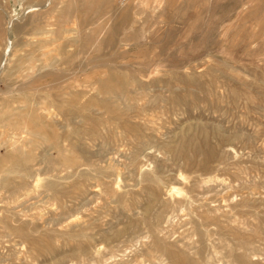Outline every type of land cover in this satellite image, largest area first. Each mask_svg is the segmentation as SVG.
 I'll use <instances>...</instances> for the list:
<instances>
[{
	"label": "rangeland",
	"instance_id": "obj_1",
	"mask_svg": "<svg viewBox=\"0 0 264 264\" xmlns=\"http://www.w3.org/2000/svg\"><path fill=\"white\" fill-rule=\"evenodd\" d=\"M75 1L0 0V264H264V0Z\"/></svg>",
	"mask_w": 264,
	"mask_h": 264
},
{
	"label": "bare ground",
	"instance_id": "obj_2",
	"mask_svg": "<svg viewBox=\"0 0 264 264\" xmlns=\"http://www.w3.org/2000/svg\"><path fill=\"white\" fill-rule=\"evenodd\" d=\"M72 1H74V2H72ZM129 1V0H128ZM69 3H70V1H68ZM76 1L75 0H71V4L72 3H75ZM79 2V1H78ZM77 3V2H76ZM80 4H78V7L77 6H75L76 8H74V7H71L72 9H73V11H74V9H75V12L77 11V12H79V11H81V10H79V9H77V8H79V6H81L82 7V11H83V14L85 15V16H87V18H88V16H90V17H95V16H97L98 14H99V5H97V0H81V2H79ZM66 5H67V3H66ZM75 5H77V4H75ZM101 6V5H100ZM66 8V7H65ZM67 9V8H66ZM79 10V11H78ZM76 12V13H77ZM114 12V11H113ZM79 13H81V12H79ZM81 15V14H80ZM137 15V14H136ZM138 16V15H137ZM83 17V16H82ZM92 20V19H91ZM127 20V14H125L124 13V15L122 16V21H126ZM68 30H70V29H68ZM71 31V33L72 32H77V34H75V35H78V31L77 30H75V31H72V30H70ZM80 31V30H79ZM85 31V30H84ZM94 31V30H93ZM115 32H116V29L113 27V28H110L108 31H107V35H106V39H104L103 41H105V42H107V45L109 44L110 45V47H114L115 45H116V43H115ZM132 32V31H131ZM92 33V32H91ZM134 33V32H133ZM70 34V33H69ZM73 34V33H72ZM94 34V33H93ZM135 34V33H134ZM97 35V34H96ZM79 36V35H78ZM66 38V37H65ZM96 38V37H95ZM94 40H96V39H94ZM93 40V41H94ZM89 42H92V37H91V35H90V33H89V35H83V37L80 39V45L81 46H85L86 44L88 45L89 44ZM92 43H95V42H92ZM95 46V45H94ZM141 48V47H140ZM98 49V48H97ZM137 49H139V47L137 48ZM94 50V49H93ZM106 63V62H105ZM39 68H38V70L37 71H35V75L34 76H32L30 79H28L27 81H22L21 83H20V86H22L24 89H25V87L28 89V88H30L31 87V84L35 81H37V80H40L41 78H43L44 76H46V75H52V74H50V72H45V73H39ZM116 74V73H115ZM45 78V77H44ZM53 78V77H52ZM55 78V77H54ZM118 79V77H114V78H112V79H107V80H103V81H101L100 82V84H99V91L100 92H102V93H106V94H111L113 91H114V84H115V79ZM120 78V77H119ZM20 79V78H19ZM13 80H14V78H13ZM42 80V79H41ZM53 80V83L56 81L55 79H52ZM34 82V83H35ZM38 82V81H37ZM52 83V84H53ZM22 84V85H21ZM68 85V84H67ZM33 86V85H32ZM50 87H52L51 85H49ZM54 86V85H53ZM69 86V85H68ZM49 87V88H50ZM33 88V87H32ZM54 88V87H53ZM65 89H66V87H65ZM64 89V90H65ZM54 90H55V88H54ZM61 91V90H60ZM57 92V91H56ZM114 93V92H113ZM3 94V93H2ZM77 94V93H76ZM105 95V94H104ZM104 95H102V96H104ZM74 96V95H73ZM73 96L71 95L70 96V94H69V97H68V99H67V97H66V100L69 102H73ZM93 98V97H92ZM103 98H105V97H103ZM119 98V97H118ZM99 99V98H98ZM20 100V99H19ZM88 101H89V99H88ZM109 101V100H108ZM20 102V101H19ZM69 102V103H70ZM92 102H93V99H92ZM94 102H96L95 100H94ZM24 103H25V101H24ZM73 103H76L75 101L73 102ZM86 103V102H85ZM22 104V103H21ZM71 104V103H70ZM79 104V103H78ZM90 104H91V102H90ZM108 104V103H107ZM24 105V104H23ZM86 105V104H85ZM98 105H99V103H98ZM98 105H96V106H98ZM101 105V104H100ZM88 106H89V104H88ZM102 106V105H101ZM5 107V106H4ZM26 107V106H25ZM82 107V106H81ZM83 107H85V106H83ZM100 107V106H99ZM108 107H110V106H108ZM103 108V107H102ZM112 108V107H111ZM114 108V107H113ZM2 109V108H1ZM23 108H21V110H22ZM20 110V109H19ZM18 109H17V111H19ZM20 110V111H21ZM34 110H35V108H34ZM34 110H31V111H27V112H24V111H21V112H24V114L23 113H21V114H18V118H19V120H21L24 124H26L27 126L26 127H28L32 132H35L36 134H41V133H43V134H47V137H48V140H50L51 142H54V136H53V132L52 131H49V133H46V131H45V129H44V127H43V125L40 123L41 122V118H39L41 115H38V114H41L39 111H38V114H37V112H34ZM116 111V110H115ZM115 111H112V112H115ZM5 112V111H4ZM3 112V113H4ZM1 114V113H0ZM114 114V113H113ZM1 117H2V115H1ZM12 117V116H11ZM17 119V118H16ZM5 121V120H4ZM20 121V122H21ZM14 122V121H13ZM16 122H18V120H16ZM3 123V122H2ZM5 123V122H4ZM11 123V122H10ZM12 125H15V123H11ZM10 124V125H11ZM23 124V125H24ZM96 124V123H95ZM8 125V124H7ZM46 125H49V124H46ZM19 125H17L16 124V128H19L18 127ZM21 126V125H20ZM11 127V129H12V126H10ZM21 127H23V126H21ZM14 128V127H13ZM7 131V130H6ZM21 131H27V130H23V129H21ZM33 139V138H32ZM38 139V138H37ZM35 140H36V138H35ZM12 141V140H11ZM29 142V141H28ZM15 143V142H14ZM13 143V144H14ZM31 143V142H30ZM35 143V142H34ZM9 144H10V142H9ZM11 146H9V148H10ZM15 148V147H14ZM7 149V148H6ZM12 150V149H11ZM8 152V151H7ZM11 152V151H10ZM14 152V151H13ZM14 157L15 156H12V155H9L8 156V158L9 159H11V160H13L14 159ZM64 157V156H63ZM3 158V157H2ZM7 158V157H6ZM6 158H5V160H6ZM4 159V158H3ZM18 159V158H17ZM14 161H16V159L14 160ZM65 163H66V165H67V163H70L72 160L70 159V158H64V160H63ZM2 162V161H1ZM7 162V161H6ZM63 163V162H62ZM2 166V165H1ZM39 245V244H38ZM42 247V246H41Z\"/></svg>",
	"mask_w": 264,
	"mask_h": 264
}]
</instances>
